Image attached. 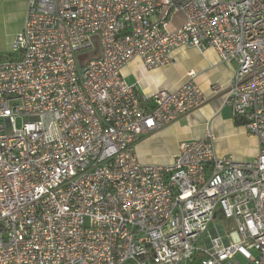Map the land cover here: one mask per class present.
<instances>
[{"label": "built area", "instance_id": "2783aa9c", "mask_svg": "<svg viewBox=\"0 0 264 264\" xmlns=\"http://www.w3.org/2000/svg\"><path fill=\"white\" fill-rule=\"evenodd\" d=\"M27 1L0 58V264H264V0ZM179 46L236 63L212 88L253 159L218 154L209 127L168 164L138 157L204 95L194 70L144 95L122 68Z\"/></svg>", "mask_w": 264, "mask_h": 264}, {"label": "crops", "instance_id": "0c3cea01", "mask_svg": "<svg viewBox=\"0 0 264 264\" xmlns=\"http://www.w3.org/2000/svg\"><path fill=\"white\" fill-rule=\"evenodd\" d=\"M18 4L23 11L25 22L28 1L18 0ZM183 21L184 15L178 14L172 26L176 27ZM7 52L9 51L0 50L2 55L0 58L10 57L11 53L3 56ZM170 58L172 60L170 64L148 69L140 58L135 57L122 68V74L130 84L135 85L139 94L149 95L159 88H173L182 82L187 72L194 70L195 82L202 90L204 100L189 114L139 140L136 144V153L140 160L146 163L168 164L178 153L181 142L202 138L207 127L215 135L218 154L232 153L238 161L254 158L259 147L258 139L250 135L242 124L236 122L231 108L224 105V94L214 95L212 88L214 82H226L232 77L237 68L236 63L221 61L212 48L201 51L189 46L175 47ZM146 154H150L149 157L146 158Z\"/></svg>", "mask_w": 264, "mask_h": 264}, {"label": "rangeland", "instance_id": "374dc122", "mask_svg": "<svg viewBox=\"0 0 264 264\" xmlns=\"http://www.w3.org/2000/svg\"><path fill=\"white\" fill-rule=\"evenodd\" d=\"M24 23L23 11L19 7L18 0H0V50L9 51L6 54H3V56L6 57L12 52V43L16 35L23 29ZM0 57H2L1 54ZM150 154H146V158L149 157ZM231 155L235 158L232 153ZM251 159H253V157L249 159H243L242 161H249ZM217 224H221L224 227L230 228L232 222L218 218L214 223H212L211 228ZM207 235L208 234H206L205 237ZM239 259L243 261L241 256H239Z\"/></svg>", "mask_w": 264, "mask_h": 264}, {"label": "trees", "instance_id": "16d2710c", "mask_svg": "<svg viewBox=\"0 0 264 264\" xmlns=\"http://www.w3.org/2000/svg\"><path fill=\"white\" fill-rule=\"evenodd\" d=\"M236 122H237L238 124H242V122H241L240 120H238V119H236Z\"/></svg>", "mask_w": 264, "mask_h": 264}]
</instances>
